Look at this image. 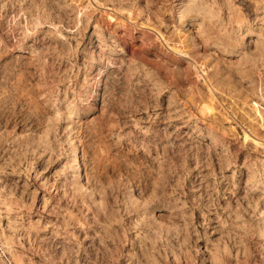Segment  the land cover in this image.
<instances>
[{
  "label": "rangeland",
  "instance_id": "rangeland-1",
  "mask_svg": "<svg viewBox=\"0 0 264 264\" xmlns=\"http://www.w3.org/2000/svg\"><path fill=\"white\" fill-rule=\"evenodd\" d=\"M0 264H264V0H0Z\"/></svg>",
  "mask_w": 264,
  "mask_h": 264
},
{
  "label": "bare ground",
  "instance_id": "bare-ground-1",
  "mask_svg": "<svg viewBox=\"0 0 264 264\" xmlns=\"http://www.w3.org/2000/svg\"><path fill=\"white\" fill-rule=\"evenodd\" d=\"M72 159H73L76 163H79V158H78V152H77V149H75V150L72 152Z\"/></svg>",
  "mask_w": 264,
  "mask_h": 264
}]
</instances>
